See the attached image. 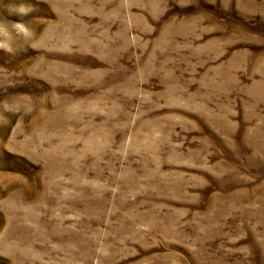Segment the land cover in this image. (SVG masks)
<instances>
[{
  "label": "rangeland",
  "instance_id": "1",
  "mask_svg": "<svg viewBox=\"0 0 264 264\" xmlns=\"http://www.w3.org/2000/svg\"><path fill=\"white\" fill-rule=\"evenodd\" d=\"M0 264H264V0H0Z\"/></svg>",
  "mask_w": 264,
  "mask_h": 264
}]
</instances>
